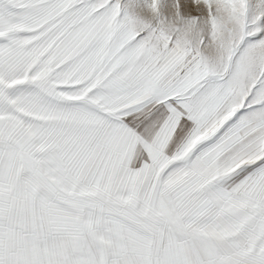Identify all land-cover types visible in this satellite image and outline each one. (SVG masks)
Masks as SVG:
<instances>
[{"label": "snow or ice", "instance_id": "6c2138e0", "mask_svg": "<svg viewBox=\"0 0 264 264\" xmlns=\"http://www.w3.org/2000/svg\"><path fill=\"white\" fill-rule=\"evenodd\" d=\"M0 264H264V0H0Z\"/></svg>", "mask_w": 264, "mask_h": 264}]
</instances>
